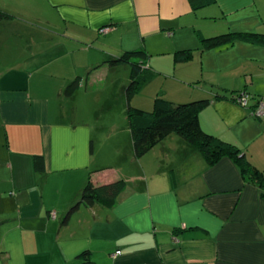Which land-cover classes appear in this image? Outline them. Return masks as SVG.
Masks as SVG:
<instances>
[{"label": "crops", "instance_id": "0c3cea01", "mask_svg": "<svg viewBox=\"0 0 264 264\" xmlns=\"http://www.w3.org/2000/svg\"><path fill=\"white\" fill-rule=\"evenodd\" d=\"M16 2L22 14L0 6L9 14L0 22V264H80L84 251L100 264H264V184L247 181L228 156L209 165L176 133L137 158L125 122L130 103L150 111L159 95L212 99L203 128L264 173V153L251 150L264 141V116L253 115L264 100V42L203 40L264 34V0ZM180 51L192 57L178 60ZM137 52L148 56L145 83L128 101ZM126 54L129 63L110 66ZM238 91L250 95L246 106L230 99ZM121 179L114 205L80 204L67 218L89 181Z\"/></svg>", "mask_w": 264, "mask_h": 264}, {"label": "trees", "instance_id": "16d2710c", "mask_svg": "<svg viewBox=\"0 0 264 264\" xmlns=\"http://www.w3.org/2000/svg\"><path fill=\"white\" fill-rule=\"evenodd\" d=\"M212 1L190 0L194 7L209 4ZM8 16V13L0 10V22ZM203 40L205 48H217L239 40L264 42V34L232 31L204 38ZM133 54L140 56L143 61L140 64L132 63L131 65V81L125 88L128 101L131 100L134 94L139 93L144 86L145 80L140 75L142 69L145 67V60L148 58L145 52ZM191 57L192 54L189 51L177 53L178 60L190 59ZM110 63L113 66L129 63V55L126 54L120 58L113 59ZM79 85V80L73 82L68 86L67 93L71 94ZM242 92L245 91L233 92V96L229 98L236 102ZM217 98L218 96H215L214 99L216 100ZM211 102L212 99H201L176 104L159 95L155 98L153 108L150 111L135 107L130 103L127 115L135 157L140 158L164 138L172 133H176L191 143L204 156L209 165H214L221 158L228 156L239 166L247 181L256 182L262 186L264 184V173L245 157L239 146L211 134L203 128L199 118L200 111ZM35 166L38 171L44 169V160L41 156L36 157ZM125 186L126 181L123 179L101 186H96L92 181H89L82 191L79 202L73 205L68 212L67 218L80 204L94 205L97 202H102L109 206L114 205ZM79 258L81 259L80 264H100L92 257L90 251H84Z\"/></svg>", "mask_w": 264, "mask_h": 264}, {"label": "rangeland", "instance_id": "374dc122", "mask_svg": "<svg viewBox=\"0 0 264 264\" xmlns=\"http://www.w3.org/2000/svg\"><path fill=\"white\" fill-rule=\"evenodd\" d=\"M16 5V6H15ZM18 5V3L16 2V0H7L6 2H1L0 1V6H2V7H5V8H7V9H5V8H3L4 10H7V11H9L10 13H12V12H15V13H20V14H22L23 13V9H22V7H20V6H17ZM32 14V13H31ZM3 21V20H2ZM4 21H6V20H4ZM20 23V22H19ZM4 23H1L0 24V27L2 28V30L4 29ZM6 26V25H5ZM14 27H17V29L18 28H20L21 27V24H16V23H14ZM16 29V30H17ZM14 32H15V30H14ZM4 63V60H2L1 58H0V69H1V65ZM122 65V64H121ZM110 66H113L111 63H110ZM127 66H122L120 69H125ZM113 69H114V67H112ZM112 69V70H113ZM127 69H129V68H127ZM132 69V68H131ZM129 71H130V69H129ZM114 73H112V75H111V78H114ZM112 80V79H111ZM116 83H112L111 82V88L115 85ZM161 86H163V81H162V79H160V80H152V81H149V84H148V86H147V90L144 92V95L146 94V95H149V94H153V90L155 91V90H158V89H161ZM99 95V99L98 98H96V96H98ZM112 98H113V96H111ZM100 98H101V100H104V98L102 97V95H100V94H95L94 96H93V98L92 99H94V101H96V102H98V100H100ZM116 100V99H115ZM262 100V99H261ZM260 100V101H261ZM85 105V104H84ZM86 106V105H85ZM135 106V105H134ZM153 107V106H152ZM85 114H87V111H86V109H85ZM84 115V113L82 112V113H80V118H81V116H83ZM115 115L117 116V118H119V114L116 112L115 113ZM260 118V117H259ZM105 119V118H104ZM111 119H112V116H111ZM96 121H97V113H95V114H93L92 116H91V119H90V122L92 123V124H95L96 123ZM125 122H126V124H127V127H129L130 128V123H129V119H128V115H127V113L125 112ZM122 129H123V127H121ZM118 132H121V129L118 131ZM110 134H113V133H111L110 131H109V135ZM252 145V147H251V150H254V153H255V156H260L259 154H263L264 153V141L262 140V139H260V140H258V141H256L255 143H252L251 144ZM145 160L146 159H148L147 160V162H149V163H152L153 162V152H151V155L150 156H147L146 158H144Z\"/></svg>", "mask_w": 264, "mask_h": 264}, {"label": "built area", "instance_id": "2783aa9c", "mask_svg": "<svg viewBox=\"0 0 264 264\" xmlns=\"http://www.w3.org/2000/svg\"><path fill=\"white\" fill-rule=\"evenodd\" d=\"M103 31H106V30L103 29ZM249 98H250V96L247 92H242L241 95L238 97L236 102L239 105L246 106L249 102ZM253 115L257 116V117H263L264 116V100H261L259 102V105L257 106L255 111L253 112Z\"/></svg>", "mask_w": 264, "mask_h": 264}]
</instances>
